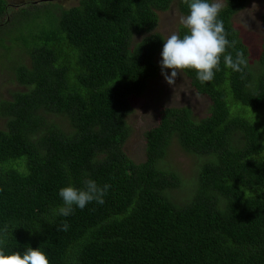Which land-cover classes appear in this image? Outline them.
I'll list each match as a JSON object with an SVG mask.
<instances>
[{"label":"trees","instance_id":"obj_1","mask_svg":"<svg viewBox=\"0 0 264 264\" xmlns=\"http://www.w3.org/2000/svg\"><path fill=\"white\" fill-rule=\"evenodd\" d=\"M173 1L83 0L59 13L49 3L10 17L0 0V65L25 88L0 102L6 254L30 246L49 264H264V124L246 110H264V39L254 69L233 24L248 0H226L218 14L236 42L226 52L242 51L248 60L243 73L223 58L210 82L182 70L210 99L209 115L197 120L188 107L163 108L159 124L145 132L146 160L136 163L124 151L130 99L159 74L158 13ZM178 7L189 14L188 0ZM261 19L264 25V13ZM186 34L182 26L178 36ZM51 114L69 129L48 124ZM173 138L188 154L207 157L185 205L168 195L180 177L160 167ZM89 178L110 185L105 202L55 214L63 205L59 190L82 188ZM64 222L69 230L58 231Z\"/></svg>","mask_w":264,"mask_h":264},{"label":"rangeland","instance_id":"obj_2","mask_svg":"<svg viewBox=\"0 0 264 264\" xmlns=\"http://www.w3.org/2000/svg\"><path fill=\"white\" fill-rule=\"evenodd\" d=\"M5 1L10 10L9 16L13 17V14L18 13L23 8L42 7V5L49 3H53L56 6L55 12L59 13L61 10L79 6L83 0ZM178 1L174 0L167 11L158 13L159 24L155 32L160 34L164 39L172 33L179 35V30L183 26L180 24V17L186 15L180 12ZM225 2L226 0H222L223 6ZM254 5L255 7L253 8ZM263 13L264 0H248L245 8L233 19V24L238 30L240 38L249 50V62L254 69H258V60L264 39V25L261 19ZM43 18L47 21L49 16L45 15ZM162 50L163 48L156 57L159 67L158 76L148 83L145 92L140 97H132L130 99L132 113L127 118V123L131 134L124 146V151L136 163L146 160L145 132L159 124L158 116L163 108L188 107L192 110L193 116L197 120L208 116L210 111V99L198 94L184 73L178 75L174 86L166 82L164 76L161 74L160 67ZM24 61L29 62V57L25 56ZM168 74L171 75V70H168ZM20 91H25V88L15 80L10 69H6L5 66L0 65V102L11 100L13 94ZM228 102L230 105H235L231 96H229ZM246 110L250 115H254L258 122L264 124V110L258 113L250 108H246ZM46 121L48 124L55 123L57 126L65 128V130L69 129L68 122L63 117L51 114L46 117ZM251 121L254 122L253 120ZM5 125L6 120L0 116V129H4ZM262 127L264 128L263 125ZM206 160L207 157L188 154L181 148L177 138L172 139L167 155L161 161L160 167L163 170L177 173L182 182L181 187L168 192L170 199L174 203L185 205L192 197L198 184L201 166Z\"/></svg>","mask_w":264,"mask_h":264},{"label":"clouds","instance_id":"obj_3","mask_svg":"<svg viewBox=\"0 0 264 264\" xmlns=\"http://www.w3.org/2000/svg\"><path fill=\"white\" fill-rule=\"evenodd\" d=\"M255 5L253 6V8ZM189 14L180 17V24L187 29L186 35L180 38L172 33L164 39L161 53V74L169 85L174 86L182 70L194 69L199 82H210L214 79V69L220 71L218 65L223 58V64L234 72L243 73L248 66V60L242 51H237L235 56L226 52L227 48H234L236 42L227 39L223 21L218 19V14L223 9L222 0H188ZM171 70V75L168 74ZM110 185L100 186L93 179H85L83 187L77 188L69 185L59 190L63 205L55 210L60 216H70L78 207L83 210L88 204L96 202L103 204ZM70 225L62 223L58 231H68ZM9 228L5 224L0 229V264H49L46 253L41 248L27 249L21 254L14 251L6 254L3 246L7 244Z\"/></svg>","mask_w":264,"mask_h":264}]
</instances>
